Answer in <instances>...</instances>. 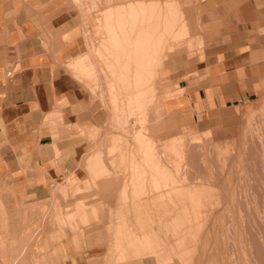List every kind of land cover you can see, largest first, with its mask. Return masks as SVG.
I'll return each instance as SVG.
<instances>
[{
  "label": "rangeland",
  "instance_id": "obj_1",
  "mask_svg": "<svg viewBox=\"0 0 264 264\" xmlns=\"http://www.w3.org/2000/svg\"><path fill=\"white\" fill-rule=\"evenodd\" d=\"M115 1L140 0L79 1L81 57L89 56L93 45L106 57L107 33L97 23L104 19L100 13L115 6ZM143 1L161 7L152 15L146 12L142 25L130 35L133 40L143 31L160 40L156 59H163L164 54L200 53L215 34L203 18L201 0ZM169 1H177L179 14L189 22V34L178 41L169 38L172 29L165 30L163 25ZM179 24L173 30L180 29ZM90 59L94 62L91 55ZM99 62L102 70L97 68L91 80L97 91L76 78L102 100L105 116L87 131L88 145L73 174L75 179L54 185L47 201L23 205L15 214L22 226L19 229L6 228L5 214L0 213V222H4L0 223L4 225L0 228V264H26L28 255L45 251L46 239L59 246L74 244L101 264H264V92L227 114L219 128L191 132L173 118L172 108L181 91H173L163 69L151 83L157 89L154 102L138 117L130 115L121 102L114 111L105 93L107 82L113 79L107 71L112 62ZM146 143L154 146L152 160L157 171L153 161L145 165L142 159ZM197 199L199 206L192 204ZM148 236L151 247L144 250L139 243ZM120 254L128 258L119 260Z\"/></svg>",
  "mask_w": 264,
  "mask_h": 264
},
{
  "label": "crops",
  "instance_id": "obj_2",
  "mask_svg": "<svg viewBox=\"0 0 264 264\" xmlns=\"http://www.w3.org/2000/svg\"><path fill=\"white\" fill-rule=\"evenodd\" d=\"M200 5L214 36L200 53L164 54L159 67L181 91L173 118L191 132L219 128L264 92V0ZM82 25L75 0H0V213L9 230L22 227L15 214L23 205L45 202L54 185L75 179L87 131L105 116L102 100L68 69L83 53ZM88 255L46 239L26 264H101Z\"/></svg>",
  "mask_w": 264,
  "mask_h": 264
},
{
  "label": "bare ground",
  "instance_id": "obj_3",
  "mask_svg": "<svg viewBox=\"0 0 264 264\" xmlns=\"http://www.w3.org/2000/svg\"><path fill=\"white\" fill-rule=\"evenodd\" d=\"M75 1L79 2L80 0H75ZM175 2H177V1H173V2L169 3V9L166 11L164 24L163 23L162 24L164 25L165 30L167 29V27L169 28V31L172 29V31L167 33L169 38H171L173 41L174 40L178 41V40L182 39L183 36L186 37L189 34V32L187 31L188 30L187 25L189 22L186 20V18L183 14H179V12H178L179 10H178ZM158 6H160V5H157V3L154 1L147 3L143 0H140V1H136V2L128 1L125 4H118L115 6L107 7L106 9H104V12L102 11L100 13L101 15L104 16V19L99 20L97 23V26H102L103 29L107 33V38L104 40L105 41L104 51L106 52V55H105L106 57H104L103 51H100L96 46L93 45L92 47H90V50H91L90 55H91V57H93L94 62L90 59V55L89 56L84 55L82 57L80 56V57L76 58L75 60H73L68 65V69H69L70 73L73 76H75V74L77 75V76H75V78H79L83 82L88 83L93 88V90L97 91L98 86L96 84L91 83L92 77L96 75L95 72H96L97 68L102 70V63L99 62L101 59H105V60L111 59L112 63L109 65V70H107V71L108 72L110 71V75L113 77V79H110L107 82L108 85H107V89H106L105 93L107 92L106 95L109 96V100L112 103L114 111H115V109L120 108L119 103L121 102L122 103L121 105L123 107H125L128 110V112H130V115H134V116H138V115L140 116L141 115L140 117H142L144 115V114L142 115V113H144L146 108L150 109L149 103L152 102L155 98L157 89L154 86L152 87L151 83L154 79L156 80V77L158 74V69L162 63V58L156 59V57H155L156 53L158 51L157 50L158 41H160V40H155L154 37L151 36V34L143 33V31L140 32L133 40H132V37L130 34H131L132 30H134L135 28H137L139 26V23H140V26L142 25L141 21H143L144 16L146 15L145 13L150 12L152 15V13H155L156 8L158 9ZM164 7H166V6H164ZM164 10H166V9L164 8ZM162 11H163V9H162ZM141 18H142V20H141ZM160 18H162V17H160ZM179 20H180L181 24L178 23ZM178 24L180 25V27H179L180 29L173 30L174 28H176V26H178ZM190 26H189V28H190ZM150 29H148V30H150ZM97 30H99V29H97ZM155 30H156V28H155ZM104 35L106 36V34H104ZM103 43L104 42H102L101 44H103ZM161 54L163 55V50H162ZM98 62L100 63L99 66H98V64H99ZM103 64H105V63L103 62ZM98 72H99V70H98ZM131 90H133V91H131ZM104 97H105V95H104ZM121 110H123V108ZM114 113H116V112H114ZM115 118H117L116 114H115ZM142 121L144 122V120H142ZM141 139L143 140V138H141ZM144 146H145L144 153H143L144 158H142V159H144L145 165H149L153 161L152 157L154 154L153 153L154 146L151 143H146ZM139 152H141V151H139ZM153 168H154V170L156 169V171L159 168L158 165L156 163H154V161H153ZM141 177H142V175H141ZM154 181H155V179H154ZM135 184H137V183H135ZM140 187H137V188H140ZM155 187H156V184H155ZM134 188H133V190H134L133 192H135V190H136ZM155 189H157V187ZM138 191H140V190H138ZM139 194H141V192ZM139 194H136V197H139V196H137ZM134 200L132 199V202ZM198 200L199 199H197L196 201H193L192 204L195 206H199ZM136 201H138V200H136ZM95 211H96V209H95ZM191 213L194 214V212H191ZM124 224H126V223H124ZM125 227H128V226L125 225ZM125 227H122V228H124L123 230H125ZM120 228L118 229V232L122 231ZM126 233H129V232L127 231ZM126 237H128V236H126ZM141 238H143V237H141ZM130 243H133V242L130 241ZM139 244H141L143 249L146 248L147 246L151 247V242H150L149 236L147 239H145V241H142ZM147 249L150 250V248H147ZM135 252H139V249L137 248ZM145 252H144V254H145ZM121 255L122 254H120L119 260H126L128 258L127 256H121Z\"/></svg>",
  "mask_w": 264,
  "mask_h": 264
},
{
  "label": "built area",
  "instance_id": "obj_4",
  "mask_svg": "<svg viewBox=\"0 0 264 264\" xmlns=\"http://www.w3.org/2000/svg\"><path fill=\"white\" fill-rule=\"evenodd\" d=\"M8 74H10V72Z\"/></svg>",
  "mask_w": 264,
  "mask_h": 264
}]
</instances>
